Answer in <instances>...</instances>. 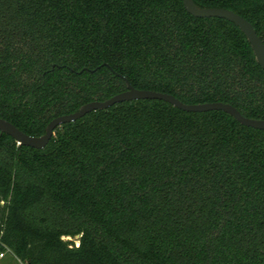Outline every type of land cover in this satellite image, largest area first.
Here are the masks:
<instances>
[{"label": "trees", "instance_id": "16d2710c", "mask_svg": "<svg viewBox=\"0 0 264 264\" xmlns=\"http://www.w3.org/2000/svg\"><path fill=\"white\" fill-rule=\"evenodd\" d=\"M193 1L264 43V0ZM117 75L264 120V70L224 19L182 0H0V118L24 134L126 91ZM6 250L22 264H264V131L146 99L62 124L40 150L0 134Z\"/></svg>", "mask_w": 264, "mask_h": 264}, {"label": "water", "instance_id": "95a60500", "mask_svg": "<svg viewBox=\"0 0 264 264\" xmlns=\"http://www.w3.org/2000/svg\"><path fill=\"white\" fill-rule=\"evenodd\" d=\"M182 3L186 12L193 17L224 19L238 27L239 30L245 35L253 51L255 61L261 67V69L264 70V43L247 20L227 9L201 8L197 6L193 0H182ZM124 81L126 83V91L117 94L103 102H90L81 106L75 113L59 116L51 120L45 128L44 134L39 137L28 136L17 129L14 125L1 118L0 134H5L11 137L15 142H17V145L19 146H27L40 150L47 145L53 135V131L62 124L74 122L90 112L106 110L109 107L121 102L146 99L164 101L184 112L202 113L209 111H221L234 118L239 124L243 126L264 131V120H253L246 118L242 116L237 109L229 104L222 102L184 104L172 95L151 90H137L133 88L126 79H124Z\"/></svg>", "mask_w": 264, "mask_h": 264}, {"label": "rangeland", "instance_id": "374dc122", "mask_svg": "<svg viewBox=\"0 0 264 264\" xmlns=\"http://www.w3.org/2000/svg\"><path fill=\"white\" fill-rule=\"evenodd\" d=\"M77 238V237H76ZM75 238V239H76ZM64 240H71L70 238H63ZM75 245H77V241L74 240ZM0 264H22L18 261L11 253H5L3 260H0Z\"/></svg>", "mask_w": 264, "mask_h": 264}, {"label": "built area", "instance_id": "2783aa9c", "mask_svg": "<svg viewBox=\"0 0 264 264\" xmlns=\"http://www.w3.org/2000/svg\"><path fill=\"white\" fill-rule=\"evenodd\" d=\"M9 252L8 250H6V252L0 253V259L4 257L5 253ZM10 253V252H9Z\"/></svg>", "mask_w": 264, "mask_h": 264}, {"label": "flooded vegetation", "instance_id": "af4514ba", "mask_svg": "<svg viewBox=\"0 0 264 264\" xmlns=\"http://www.w3.org/2000/svg\"><path fill=\"white\" fill-rule=\"evenodd\" d=\"M227 104V103H226ZM230 105V104H229ZM235 108V107H234ZM236 109V108H235ZM64 116V115H63ZM55 119V118H54ZM53 120V119H52Z\"/></svg>", "mask_w": 264, "mask_h": 264}, {"label": "crops", "instance_id": "0c3cea01", "mask_svg": "<svg viewBox=\"0 0 264 264\" xmlns=\"http://www.w3.org/2000/svg\"><path fill=\"white\" fill-rule=\"evenodd\" d=\"M0 260H3V258H1Z\"/></svg>", "mask_w": 264, "mask_h": 264}]
</instances>
